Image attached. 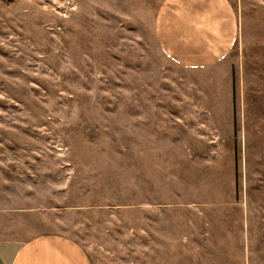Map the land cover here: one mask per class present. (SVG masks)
Listing matches in <instances>:
<instances>
[{
    "label": "rangeland",
    "instance_id": "obj_1",
    "mask_svg": "<svg viewBox=\"0 0 264 264\" xmlns=\"http://www.w3.org/2000/svg\"><path fill=\"white\" fill-rule=\"evenodd\" d=\"M218 2L234 37L200 58ZM7 239L264 264V0H0Z\"/></svg>",
    "mask_w": 264,
    "mask_h": 264
},
{
    "label": "crops",
    "instance_id": "obj_2",
    "mask_svg": "<svg viewBox=\"0 0 264 264\" xmlns=\"http://www.w3.org/2000/svg\"><path fill=\"white\" fill-rule=\"evenodd\" d=\"M217 13L221 12L224 17V23L221 27L215 30V33L209 34L208 39L212 40L214 45L212 47L202 45L197 48V52L194 51V55L201 58L202 55H216V51H219L217 42L224 40V44L230 42L233 39L234 27L231 14L224 11L227 10L224 2L217 3ZM214 18L219 20L216 17ZM215 23V22H214ZM211 50V52H210ZM63 247V249H62ZM75 264L74 254L61 245L52 243L46 244L45 240L33 239L30 241H24L19 243L15 240H0V264Z\"/></svg>",
    "mask_w": 264,
    "mask_h": 264
}]
</instances>
